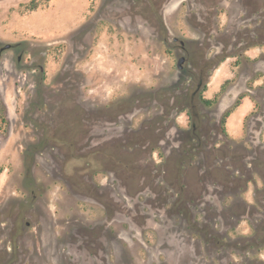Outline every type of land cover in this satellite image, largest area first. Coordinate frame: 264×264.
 Masks as SVG:
<instances>
[{"label":"flooded vegetation","instance_id":"1","mask_svg":"<svg viewBox=\"0 0 264 264\" xmlns=\"http://www.w3.org/2000/svg\"><path fill=\"white\" fill-rule=\"evenodd\" d=\"M113 2L118 23L152 33L176 55L178 77L170 91L154 95L152 103L160 111L139 130L132 127L133 117L147 112L146 106L116 117L89 112L73 123L66 138L52 139L51 175L77 199L80 213L65 226L61 239L55 237L52 258L59 264H134L138 257L151 264H203L202 258L210 264H229V253L245 255L241 220L251 224L249 239L260 258L264 112L248 122L250 129L257 127L251 141L254 154L235 156L223 126L233 106H219L220 116L214 120L203 93L210 72L223 60L261 46L259 33L247 40L232 33L243 20L231 26L248 7L260 27L261 0ZM182 7L189 13L197 11L194 17L201 35L197 42L172 36L166 27L167 13ZM222 16L228 19L225 28L217 21ZM139 133L151 137L144 147ZM235 162L241 164L239 176L230 172L229 165ZM246 162L253 165L251 170L245 169ZM191 169L197 173L194 186L183 179ZM250 186L253 197L248 201L244 195ZM86 209L92 214L85 216ZM197 248L204 249V255Z\"/></svg>","mask_w":264,"mask_h":264},{"label":"rangeland","instance_id":"2","mask_svg":"<svg viewBox=\"0 0 264 264\" xmlns=\"http://www.w3.org/2000/svg\"><path fill=\"white\" fill-rule=\"evenodd\" d=\"M261 3L260 27L248 7L231 23L243 20L232 33L245 40L259 33L261 46L223 60L210 72L203 93L214 120L220 116L219 106L231 108L238 97L252 102L247 114L249 102L223 124L235 156L254 154L251 141L257 127L250 129L248 122L264 112ZM113 5V0H0V264H59L52 258L53 241L80 215L77 199L51 175L52 139L66 138L73 123L89 112L116 117L146 106L147 112L133 117L132 127L139 130L160 111L152 103L154 95L170 91L178 77L176 55L152 33L118 23ZM196 12L183 7L168 12L165 23L171 35L197 42ZM217 21L220 28L228 24L225 16ZM181 120L184 125L186 119ZM139 136L140 145L146 146L151 137ZM245 165L246 170L253 168ZM229 166L239 176L241 164ZM183 179L194 186L196 170ZM244 197L252 200V186ZM91 214L86 209L85 216ZM239 225L246 238L245 255L229 253L228 263L264 264V247L257 257L249 239L251 224L241 220ZM197 253L204 255V249L197 248ZM200 262L210 264L203 258ZM134 264L151 262L138 257Z\"/></svg>","mask_w":264,"mask_h":264},{"label":"trees","instance_id":"3","mask_svg":"<svg viewBox=\"0 0 264 264\" xmlns=\"http://www.w3.org/2000/svg\"><path fill=\"white\" fill-rule=\"evenodd\" d=\"M35 6V5H34ZM36 7V6H35ZM34 7V8H35ZM209 104H211L210 101H208ZM241 105V101L240 98H238V100L235 102V104L233 105V107L226 113L225 118H229L232 113Z\"/></svg>","mask_w":264,"mask_h":264},{"label":"crops","instance_id":"4","mask_svg":"<svg viewBox=\"0 0 264 264\" xmlns=\"http://www.w3.org/2000/svg\"><path fill=\"white\" fill-rule=\"evenodd\" d=\"M246 102H249V105H250V108L248 109V111L246 112V114L251 110V108H252V102L250 101V99L249 98H245L244 100H243V102H241V105L237 108V109H239V108H241L242 106H244V103H246ZM236 109V110H237ZM231 117V116H230ZM229 117V118H230Z\"/></svg>","mask_w":264,"mask_h":264},{"label":"water","instance_id":"5","mask_svg":"<svg viewBox=\"0 0 264 264\" xmlns=\"http://www.w3.org/2000/svg\"><path fill=\"white\" fill-rule=\"evenodd\" d=\"M9 48H11V46L10 45H7L6 46V49H9ZM180 63H181V61H179L178 68H180Z\"/></svg>","mask_w":264,"mask_h":264}]
</instances>
